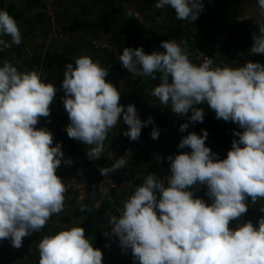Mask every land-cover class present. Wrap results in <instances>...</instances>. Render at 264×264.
<instances>
[{"label": "clouds", "instance_id": "obj_1", "mask_svg": "<svg viewBox=\"0 0 264 264\" xmlns=\"http://www.w3.org/2000/svg\"><path fill=\"white\" fill-rule=\"evenodd\" d=\"M257 4L264 17V0ZM169 6L178 20L191 22L204 10L203 0H157L155 4L156 9ZM128 15L139 20V13ZM256 24L248 52L264 55V19ZM21 42L17 21L7 10H0V51ZM160 48L145 53L142 46L124 47L119 61L136 76L156 80L159 74V84L150 95L174 115L202 123L206 112L200 105L206 104L217 120L233 122L242 131H234L238 139L232 140L224 159L206 146V130L184 136L178 148L191 151L167 157L170 175L164 180L153 173L143 178L124 200L119 217L114 213L110 218V233L123 250L131 249L139 264H264V215L255 225L248 220L232 226L248 212L249 198L253 204L264 199V64L249 60L237 68L216 66L208 57L197 64L183 38L161 41ZM108 75L99 61L79 56L75 66L66 65L61 84L69 119L65 131L88 146L90 160L101 157L108 133L121 116L127 125L123 135L130 143L153 123L151 117L142 121L134 104L120 103L121 93L106 79ZM56 94L55 85L44 82L37 71H18L8 60L0 66V240H10L17 249L25 237L40 232L64 209L67 187L57 169L62 161L67 165L73 161L64 158L60 143L53 146L48 128L36 127L40 118L50 117ZM188 127L181 124L179 130ZM159 135L154 127L151 138ZM125 152L107 165L116 161L111 168L98 169L100 174L124 167ZM135 175L138 179L136 171ZM201 186H206L211 203L195 195ZM259 211L264 214V207ZM38 251L39 264H102L103 260L102 251L93 247L80 226L45 235Z\"/></svg>", "mask_w": 264, "mask_h": 264}, {"label": "trees", "instance_id": "obj_2", "mask_svg": "<svg viewBox=\"0 0 264 264\" xmlns=\"http://www.w3.org/2000/svg\"><path fill=\"white\" fill-rule=\"evenodd\" d=\"M19 1L26 2L23 9L18 8L17 5H20L21 3V2L19 3ZM78 2L79 0L77 1V3L71 5L64 14H61V16H59V23L61 24L60 27L64 30V32L70 33L73 36L78 34L81 36L80 40L81 39L83 40L84 35H88V33H91L92 31H95V29L98 28V24L88 22L87 20L83 21L82 18L83 16L79 18L76 15L77 10L74 7L77 6ZM7 4H8L7 11L10 13V15L13 17L16 16L17 18L20 19V22H18L17 19L15 20L17 21L18 27L22 33V42L19 45H13L10 49H5L4 51H0V55L2 57L6 56L7 60L10 63H12L14 66H16L17 69L25 67L27 71H29L30 67L32 68L35 64L40 63L41 60L44 59L45 65L47 66V69L50 71L48 73L49 75L51 74L50 78L52 82L50 83L54 84L55 87L57 88V94L55 97L56 106L51 107V112L60 114L63 120L61 122V125L66 127L68 122L66 121V117L64 118V116L67 113L63 109V104L61 100V97L64 95L63 90L61 88V84L64 78L66 65L68 63H73V65L75 66L76 57L69 51L71 47H76V45L71 43L68 44L66 41H64V39L61 38H51L49 39V41H47L46 46L45 45L43 47L35 46V44L33 43L35 37L38 34H41V36L45 37L47 36L49 31V24L47 23L45 16L39 12L37 6L39 4V0H0V10H2L3 6ZM32 8H36L38 10L39 16H37V18H35L34 16L29 17L27 15L29 10ZM239 11L240 10H236L237 13L231 11L230 14H225V13L221 14L220 11H218L215 8H208L206 9V11H202L200 13L198 19L195 22H191L189 20H178L176 18L177 23H175L172 27L169 28V30L166 33L165 40L175 39L179 42L181 38H183L187 41L188 53L192 61H195L196 63L199 64L200 62H202L203 57L207 56L213 59V61L215 62L218 60L220 55H222L224 52H226L229 49V45H231V43L229 44L226 40H224V36L221 33V27L232 26L236 28V30L235 29L234 30L235 32L237 31L240 36V41H239L240 45L238 44L239 47L237 48H241L242 46L245 47L247 45L248 40H251L252 32L257 31L256 23H252V22L249 23L248 21L239 20L240 19ZM72 12L75 14L74 16H72ZM113 12L118 13V11L116 10L115 11L113 10ZM110 15L111 12L104 14L102 17H99L98 19V21H102L101 23L106 24L104 31L107 33H109V29H110L109 28V20H111ZM174 17H176L175 14ZM28 27L30 28L29 32L25 31ZM216 37L220 38L219 42L215 41ZM4 39L10 41V37H4ZM113 44L120 50V47L117 44L115 43ZM25 45L30 46L31 48L34 49L35 58L25 61L24 63H22L23 65H19L15 63V61H13L11 56L13 53L22 55V51ZM245 58L247 61L250 60L253 62H260L264 64V55H248L245 56ZM92 60L99 61L102 67L108 69L109 75L106 79L109 82H111L120 92L121 84L124 80H126V77L129 74V72H127L126 69H123L121 64L117 62V56L114 53H110V52H104V51L95 52V53L93 52ZM226 65L240 67L236 64L229 62H226ZM158 75L159 74H157L156 80H153L150 77L145 82L147 83L146 86L149 92L153 84L159 81ZM140 85H142V81L140 82ZM138 88L140 89V87ZM142 91H144V89ZM145 93L146 90L143 92V95H145ZM138 102L139 100L134 102V105L135 107L139 106L140 108L142 104H139ZM120 103L126 106V103L124 101H120ZM153 107H154L153 112H151V110H148V113H146L144 117H141L142 121H147L148 118L151 117L153 123H150L148 124V126L142 128L140 136L152 139L150 133L152 129L155 127L159 129L160 135L159 138L156 139L157 141L153 139V141H155L153 142L154 147H156V142L160 140H163L166 145L167 144L170 145L171 141L169 140V137L164 134L163 132L164 130H162V128L164 127V124L167 123L168 118L173 115L170 114L169 117H166L160 109V103L159 104L155 103ZM208 109H209L208 106L205 105L204 106L205 112ZM174 121H173L174 125L172 127L173 129L167 130L169 134H172V132L176 130V127L179 129L180 123H178V120L176 121L174 119ZM121 123L123 125H120L119 123L117 124L116 128L120 127L121 131L124 132L127 129V126L123 122ZM208 131L215 141L222 142V148H227L229 140L233 138H238L234 136V131H242V129H239L238 125H236L233 122L215 120L209 122ZM66 136H68L67 133ZM66 136H63L61 134V136L58 137L57 139L54 138V143L67 140L68 138H65ZM178 137L179 136L177 135V138ZM178 139L180 141V137ZM107 140H108L107 143L110 145L112 142L115 141V137L110 135V137L108 136ZM171 140H176V139L175 137H172ZM130 144H132V142ZM126 150L127 148L124 149L123 153ZM106 153L107 152H103V154L98 160H90L86 156L84 162L80 164L77 170H75L74 174L82 175L77 177L82 178V180H88L89 182H91L93 180L94 175H98L100 173L98 169L105 168L108 164H110L111 162L109 159L110 155ZM130 156H131L130 166L135 172L134 170L135 166L133 164L134 158H132L131 153ZM222 156L224 157L226 155L222 154ZM118 158L115 157L114 160ZM96 200L98 205H96V208L91 207L86 210L84 221L80 226L85 229V235L90 239H92V244L94 248H98L103 245L104 226L107 225L110 222V218L113 215H115L114 214L115 208L111 204V202L101 201L97 196H96ZM117 201L120 202V200ZM261 215L264 214H262L259 211V209L248 206V212L242 217L243 223L248 220H251L255 225L258 218Z\"/></svg>", "mask_w": 264, "mask_h": 264}, {"label": "crops", "instance_id": "obj_3", "mask_svg": "<svg viewBox=\"0 0 264 264\" xmlns=\"http://www.w3.org/2000/svg\"><path fill=\"white\" fill-rule=\"evenodd\" d=\"M209 1L211 2V0L205 1L204 11L209 8L207 7V3ZM150 2L152 4V8L160 17L159 20L157 18H154L153 14L148 15L147 13L145 14L142 10H138L141 6L139 7V5L137 4L136 8L135 0H79L77 6L74 8H76V15L79 18L83 16V21L87 20L88 22L98 24V28L90 33L91 36L95 37L97 34V36H100L99 33L106 34L108 35L111 42L117 44L120 47L121 51H123L124 47L137 48L142 46L145 53H151L154 50H163L160 48V43L161 41L165 40L167 31L170 27L177 23V20L176 17H174V9H172L170 6L163 9H156L155 4L157 3V0H150ZM19 3L20 5H17L18 8L23 9L26 2L19 1ZM211 8L214 7L212 6ZM113 10L118 11V13L113 12ZM130 11L133 13H139V20L135 17H129L128 13ZM232 11L236 12L235 9H233ZM109 12H111V20H109L110 29L109 33H107L104 31L106 24L101 23L102 21H98V19L99 17H102L104 14ZM74 15L75 14L72 12V16ZM245 17H249V15L241 11L239 20L248 21L249 23H256L257 21L252 20L251 18L246 19ZM15 19L20 22L19 18L16 17ZM39 35L41 36V34H38L36 37L34 36L35 39L39 37ZM85 37H87V35H84V38ZM81 41V45L78 44L76 45V47H71L69 52L72 53L75 57L89 56L92 59L93 54H91L92 52L89 51V44L85 43V40ZM4 60H7L6 56L2 57L0 55V66H2ZM18 71L24 72L27 70L24 67L19 68ZM149 78L150 77L136 76L129 72L126 80H124L121 84L120 101H124L127 106L129 103L134 104V102L139 100L138 103L142 104V106H140V108L139 106L136 107V110L140 119L141 117H144L146 113H148V110H151V112H153V105L155 103H160L157 98L150 95V92L146 86L147 83L145 82ZM136 80H138V83L133 84V81ZM141 81L142 85H140ZM158 84L159 81L154 83L151 89ZM138 87H140V89ZM143 89L144 91L146 90L145 95H143ZM52 106H56V98H54L51 107ZM121 122H123L122 116L120 118V125H123ZM116 126L108 133L109 137L110 135L115 137V141L110 145L108 143L105 144L104 149V152H107L106 154L110 155L109 159L111 162L115 157L118 158L120 156H123L122 153L126 147L125 146L121 148L117 144V135L118 133H120L121 128H116ZM162 130L164 129L162 128ZM163 132L166 136L169 137V140L171 141L170 145H166L163 140H160L156 142V147H154L153 142L155 141L146 137L140 138V140L133 143L134 146L132 147L131 154L132 158H134V170L137 172V174H140V182H143V178L148 173L156 174L161 180L164 176H168L170 174V167H166V165L169 164L167 157L169 155L174 157L175 155L179 154L178 144L180 141L178 138L180 137V130L178 132V130L176 129L174 132H172V134H169L167 130H164ZM177 135L179 136L178 138ZM172 137H175L176 140H171ZM56 143H60L62 145L64 158H70L73 161L71 165H67L62 161L60 167L57 169V175L63 176L65 173L66 175L67 173L69 175L74 174L75 170H77L80 164L84 162V159L87 156L86 149L88 146L83 145L81 142H78L69 137L67 140L59 141ZM54 145L55 143L53 144V146ZM155 148H157L158 150ZM223 149L225 152H227V148ZM204 187L206 188V186ZM205 193L206 192H201L198 194L195 193V195L203 198L206 202L211 203V200L206 196ZM93 194L94 193L92 190L89 191L87 195L88 197L84 201H81L74 198V196H69L67 195V193H65L63 211L57 215H53L46 226L40 232L33 233L31 237H25L23 239L22 247L18 249L14 248L11 245L10 240H0V264H39L40 256L38 251V244L41 241V238H43L45 235H54L66 228L81 226L85 218L86 210L91 207L96 208V205L92 204V201L97 203L96 196L95 194ZM248 206L260 209L261 207H264V199H259L255 204H253L251 199L249 198ZM236 223H243V219L241 218L239 221L233 222L232 226L234 227ZM110 228V222L104 226V233L106 231H109V235L105 236L104 234V243L98 248L101 251H103L106 247L114 249L117 248L119 254H122V256H119V259L121 258L120 260L126 261V256H124L125 250H123L120 243L116 241L117 237L110 233Z\"/></svg>", "mask_w": 264, "mask_h": 264}, {"label": "built area", "instance_id": "obj_4", "mask_svg": "<svg viewBox=\"0 0 264 264\" xmlns=\"http://www.w3.org/2000/svg\"><path fill=\"white\" fill-rule=\"evenodd\" d=\"M77 1L78 0H39V4L37 5L39 12L45 16L47 23L49 24V31L47 34L48 39L61 38L64 39V41H66L67 43H71L75 45L82 44L81 43L82 41L80 40L81 38L80 35L76 34L73 36L70 33H66L59 25L60 24L59 16H61V14H64L66 10L71 5L77 3ZM139 1L142 4L147 2V0H139ZM2 10H8V4L4 5ZM92 50L94 53L103 52V51L114 53L117 56V62L120 63L119 56L121 54V51L109 40L107 41L94 40L92 42ZM11 58L13 59V61H15V63L19 65H23L22 63H24L25 61L35 58L34 49L31 48L30 46L25 45L22 51V55L13 53ZM226 62L233 63L238 66H243L244 63L247 62V60L245 57L239 58L234 47H232V45H229V49L226 52H224L222 55H220V57L218 58L217 61L214 62V64L216 66H224L226 65ZM30 70L37 71L44 82L46 83L52 82L50 78L51 75H49L48 73L49 70L45 65L44 59H42L40 63L35 64L32 68L30 67L29 71ZM205 105H201L200 107H203L204 109ZM160 109L163 112V114L166 115L165 107L162 106L161 104H160ZM66 115L64 116V118L66 117V121L69 123L68 116ZM62 121H63L62 116L60 114L51 112L50 117L40 118V121L36 127L48 128L53 133L54 138L57 139L58 137L61 136V134L63 136H66L65 127L61 125ZM207 124L208 123H207V113H206L204 121L202 123L196 122L195 124H193V126L191 127V131L195 132L198 135H202V130H205ZM180 137H181L180 139L183 138L182 135ZM65 138H68V136H66ZM124 158L127 161L124 167L116 170L115 172H109L105 176H102L100 173L98 175H94L93 180L91 182H89L88 180H82V178H79L77 176L71 178L68 181L64 177H61L63 179L64 184L67 187L66 193L78 195V197L82 201H84L87 198L89 191L93 190L94 191L93 193L99 198V200L111 202V204L115 208L116 216L119 217V215L123 210L124 201H120V202L117 201L118 200L117 194L123 190L128 191L130 194H133L135 188L140 184L137 181V176L135 175V172L130 166L131 156L129 151L125 152ZM114 163L107 166L106 168H111V166ZM165 177L167 176H164L162 180H164ZM127 199L128 198H126V200ZM124 254H125L124 256H126V259H128L127 262L129 264H139L138 261L134 262L131 254V249L125 250Z\"/></svg>", "mask_w": 264, "mask_h": 264}, {"label": "rangeland", "instance_id": "obj_5", "mask_svg": "<svg viewBox=\"0 0 264 264\" xmlns=\"http://www.w3.org/2000/svg\"><path fill=\"white\" fill-rule=\"evenodd\" d=\"M205 1H203V2L205 3ZM135 2H136V4H135L136 5V8H137V4L139 5V7L141 6L140 8L138 7L139 8L138 10H142L145 14L147 13L148 15H152L153 14L154 18L159 17L158 14L155 12V10L152 8V4H151L150 0H147V2H145L144 4H142L139 0H135ZM228 2H230V3H228ZM212 6L215 9H217L218 11H220L221 14H223V13L230 14L231 11L233 9H235V10H240L239 11L240 13H241V11L247 13L249 15V17H245L247 19L248 18H251L252 20H261V19H264V17H260V15H259L257 0H211V2L209 1L207 3V7L211 8ZM204 7H205V4H204ZM27 15L29 17L30 16L31 17L34 16L35 18H37V16H39V13H38V10L36 8H32V9L29 10V12L27 13ZM60 26H61V24H60ZM234 29L235 28L232 27V26L231 27L230 26H223V27H221V33L223 34V36L225 38L224 40H226L229 44L231 43L232 47L235 48V51L237 52L239 58L248 56L249 55L248 50H249V48L251 47V45L253 43L252 39L251 40H248L247 45L245 47L242 46L241 48H237L240 45L239 44L240 43L239 42L240 41V36H239L238 32H235L234 31ZM29 30H30V28L28 27L25 31H28L29 32ZM88 35H89V37H88ZM88 35H87V37L83 38V41L85 40V43L89 44V46H90L89 47V51L92 52L91 54H93L92 42L94 40H97V41H107V40H109L108 35L103 34V33H99V35L101 37L100 36H97L98 34L95 37L94 36H91L90 33H88ZM47 41H49V39L47 38V36H45V37L40 36L37 39H35L33 41V43L37 47L38 46L43 47L44 45L46 46ZM215 41L219 42L220 41V38L216 37L215 38ZM68 44H70V43H68ZM120 51H121V49H120ZM121 53H122V51H121ZM193 62L196 63L195 61H193ZM229 67L237 68V66L234 67V66H231V65H229ZM138 80L133 81L134 82L133 84H137L138 83ZM206 113H207V123L208 124H209L210 121L217 120L215 118L214 112H212L210 109L206 110ZM165 114H166L165 115L166 117H169L170 114H172L173 116H170L168 118L169 121L167 120V123L164 124V127H163V128H165L164 130L173 129L172 128L173 125H174L173 121L175 119L176 121L178 120V123H180V125L181 124H184V123H188L189 124V127H188V129L185 132H181L180 131V133H179L180 136L182 135L184 137L188 133L192 132L191 131V127L193 126V124H191L189 122L188 117H178V116H176V115L173 114V112L171 111L170 108H165ZM208 124L205 127V130L208 132V137H207V140H206V146L210 147L213 153L218 154V157L220 159H224L226 156L223 157L222 154L223 155H227V152L231 148V142H232V140L233 139H238V138H233V139L229 140V143L227 145V152H225L224 149L222 148V142L221 141H215L213 139V137L210 135V133L208 131ZM180 125H179V129H180ZM176 129L179 132V129L177 127H176ZM123 133L124 132L121 131V129H120V133H118V135H117L118 136L117 137V144L121 148H123L125 146H126L125 148H127V149L128 148H132V146H134L133 145L134 142H137L140 138H143V137H140L136 141H132L131 140L132 144H129L128 143L129 142L128 138L126 136H124ZM105 144H107V141L105 142ZM189 149L190 148H188V147H185L183 149H180L179 148V154L181 152H186V151L189 152L191 150V149L190 150ZM166 167L169 168L170 167L169 164H167ZM74 176H82V175H75V174L69 175L68 173L66 175V173H65L63 176H60V177H64L68 181L71 178H73ZM139 177H140V174L138 173L139 183L141 184L142 182H140V178ZM138 179H137V181H138ZM206 191H207V189L204 186H201L200 189L197 190L195 193L198 194V193L206 192ZM67 195L74 196V198H76L77 200H81L78 197V195L69 194V193H67ZM117 195H118L117 196L118 200H121V201H124V200H126V198H129L131 196V195H129V192L128 191H126V193L124 191H121ZM94 200H95V198H94ZM92 204L93 205H98L96 202H93V201H92ZM41 240H42V238H41ZM116 241L119 242V240L117 238H116ZM102 253H103L102 264H129L127 262L128 259H126V261L125 260H120L121 258L119 259V256H122V254L121 255L119 254V251H118L117 248L114 249V248L106 247L102 251Z\"/></svg>", "mask_w": 264, "mask_h": 264}]
</instances>
